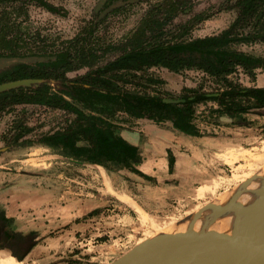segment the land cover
<instances>
[{
    "label": "rangeland",
    "instance_id": "1",
    "mask_svg": "<svg viewBox=\"0 0 264 264\" xmlns=\"http://www.w3.org/2000/svg\"><path fill=\"white\" fill-rule=\"evenodd\" d=\"M46 1L59 7L61 13L37 6L35 0H0V19L4 16L1 11L7 9L14 22L12 33L21 34L26 51L42 49L50 53L90 21L98 24L96 39L100 46L120 43L139 29L148 12L161 0ZM220 1L188 0L193 13L208 11L210 16L181 37L213 35L226 29L235 12L216 11ZM189 17L180 11L173 22L183 23ZM169 29L175 31L172 25ZM235 46L264 58V42ZM112 55L104 54L99 63ZM36 59L39 58L0 57V71ZM86 71L88 68L82 67L67 72V76L83 75ZM136 73L138 77L125 83L124 89L168 99H182L192 89L216 94L225 87L198 68L174 72L152 66ZM226 78L243 87H264V65L249 72L237 68ZM10 107L0 112V205L6 208L9 194L14 197L10 205L25 201L19 211L25 214L22 228L40 236L20 264H112L140 240L159 231L158 227L170 218H181L187 210L216 201L227 188L238 187L254 174H264L262 163L241 182H225L237 166L244 167V173L248 171L246 164L251 161L244 152L263 153L259 149L264 141V109L230 113L213 99L200 101L194 104L193 114L199 135L184 134L168 120L156 122L115 111L108 120L115 125L116 133L138 147L141 161L134 164L141 172L138 174L116 162L102 166L67 158L37 142L42 135L65 128L75 116L72 112L39 104ZM19 122L32 128L23 138L32 139L33 144L7 145L2 138L11 137V126ZM234 154L238 155L237 160L230 165L225 158L231 159ZM159 162L163 165L161 170L157 169ZM144 163H148L147 171L141 168ZM215 183L218 184L213 193L196 196L198 187H212ZM118 194L131 199L153 224L142 223Z\"/></svg>",
    "mask_w": 264,
    "mask_h": 264
},
{
    "label": "trees",
    "instance_id": "2",
    "mask_svg": "<svg viewBox=\"0 0 264 264\" xmlns=\"http://www.w3.org/2000/svg\"><path fill=\"white\" fill-rule=\"evenodd\" d=\"M188 0H161L148 12L139 29L126 40L100 46L96 36L97 22H88L74 37L47 51L23 49L21 34L12 33L14 23L7 9L1 12L0 57H38L35 61L18 62L0 71V83L24 78L42 79L37 85L19 86L0 92V112L6 106L39 104L51 109L72 112L75 116L65 128L42 135L37 142L64 157L106 166L116 162L132 172L140 163L138 147L116 133L108 120L115 111H124L136 118L156 122L170 121L172 126L187 135H199L193 123L194 104L215 100L230 113L264 109V87H243L226 78L237 68L246 72L264 65V58L234 47L240 43L264 42V0H221L216 11L233 10V21L221 32L196 38H182L194 24L210 16L208 11L193 13ZM37 6L61 13V9L46 0H35ZM189 14L183 23L175 24L179 12ZM175 31H171L169 26ZM106 53H113L103 64ZM152 66L178 72L198 68L225 84L219 93L189 90L182 101L138 94L123 88L137 78V73ZM87 67L83 75L68 77L67 72ZM45 80L48 83H44ZM52 84V86H51ZM84 108L86 113L81 108ZM11 110V109H9ZM13 134L7 145L33 144L23 138L32 128L24 123L11 126ZM11 131V130H9ZM173 158H169L172 167Z\"/></svg>",
    "mask_w": 264,
    "mask_h": 264
},
{
    "label": "water",
    "instance_id": "3",
    "mask_svg": "<svg viewBox=\"0 0 264 264\" xmlns=\"http://www.w3.org/2000/svg\"><path fill=\"white\" fill-rule=\"evenodd\" d=\"M41 82L42 79L37 78L8 81L0 83V92ZM166 99L175 103L182 101ZM251 184H254V190L249 187ZM237 189L243 193L251 190L260 196L252 201L259 203H229L232 201L231 196L227 202H208L175 222L169 232L154 233L112 264H178L175 258H182L187 264H213L219 261L220 255L223 256L224 264H261L264 260V174H254ZM220 221L226 224H223V229L217 230L216 224ZM178 227L185 229L177 231ZM233 249L239 253L253 254L254 258L248 263L233 260L225 255V252H232Z\"/></svg>",
    "mask_w": 264,
    "mask_h": 264
},
{
    "label": "bare ground",
    "instance_id": "4",
    "mask_svg": "<svg viewBox=\"0 0 264 264\" xmlns=\"http://www.w3.org/2000/svg\"><path fill=\"white\" fill-rule=\"evenodd\" d=\"M259 150H260V152H263V153L262 154L261 153H256L255 154V152H254L253 154H249L251 152H249V151L244 152V153H248L247 155H248V157H250V161H251L250 163L246 164V166L248 167V171L246 173H244V167L237 166L236 168L232 169L233 173L230 175L229 178L225 179V182L227 184L233 183V182H238L239 183L242 180H244L247 177H249V175H251L252 171L256 167L258 168L262 163H264V141L262 142V145H261ZM256 152H258V151H256ZM236 154H238V153H236ZM238 155L234 154V156H233L234 158L232 157L231 159L229 157H226L225 160H226V162H228L231 165V164H233L234 161L237 160ZM162 167H163L162 162H159L157 164V169L161 170ZM141 168H142V170L147 171V169L149 168L148 163H144L141 166ZM217 184L218 183H215V185L212 186V187H206V186L198 187L196 189V196L199 197V198H202V197H205L208 194L213 193V191H214V189H215ZM249 187H251L252 190H254V184H251ZM235 189L236 188H231V189L227 188L224 192H222V194L214 202L215 203L227 202V200L230 199V196H231V198H232L231 200L232 201L229 202V203L247 204V205H255V204L259 203L258 201H256V202L252 201L253 199H255V198L257 199V197H260V196H256V194H253L251 192V190L248 191V192H244L243 193V192H241V190H238V189L235 190ZM117 197L120 200H122L123 202L127 203L128 205H130L135 210V212L138 214V217L140 218L142 223H146V221H149L151 224H153L154 221L151 220L150 218H148L147 214L145 212H143L142 209L138 205H136L131 199H129L128 197H126L124 195H121V194H118ZM204 205H206V204H204ZM202 206H198V207H196L195 209H192V210H187L185 212V216H183L181 218H173V217L170 218L167 223L162 225V227H158V228H160L159 231L169 232L170 229L173 228V225H174L175 222H177L178 220L183 219L184 217L190 215L192 212L198 210ZM223 224H226V223L224 221H220L219 223H217L216 224V225H218V228L216 227L217 230L223 229L224 227H222V226H225ZM197 226H198V224H196V226H195L196 229H197ZM184 229L185 228L178 227L177 231H183ZM159 231H157V232H159ZM149 237H146L145 240L147 238H149ZM142 240H140L141 242L139 241L137 245H139L140 243L144 242V240L143 241ZM137 245H135L134 247H136ZM225 255L228 256L229 258L233 259V260H238V261L241 260L244 263H248V262L252 261L253 258H254L253 254H250V253L248 254V253H243V252L239 253V252H237V250H234V249H233L232 252H225ZM216 258H218V257H214L213 259H216ZM175 259L178 261V264H187V262H185L182 258H175ZM175 259H174V262H175ZM206 261H207V259H206ZM223 261H224L223 256L220 255L219 256V261H215L213 264H224ZM209 262H210V260H209ZM0 264H20V262H18L12 256L3 257L2 254H1V251H0ZM261 264H264V260L261 262Z\"/></svg>",
    "mask_w": 264,
    "mask_h": 264
},
{
    "label": "crops",
    "instance_id": "5",
    "mask_svg": "<svg viewBox=\"0 0 264 264\" xmlns=\"http://www.w3.org/2000/svg\"><path fill=\"white\" fill-rule=\"evenodd\" d=\"M9 197L6 199V208L0 205V251L3 257L12 256L21 263L33 250L40 236H34L35 233L29 231V228L27 230L22 228L24 227L22 217L25 214L19 211L23 209L25 201H19L17 206L10 205L9 202H14V197L11 194Z\"/></svg>",
    "mask_w": 264,
    "mask_h": 264
}]
</instances>
